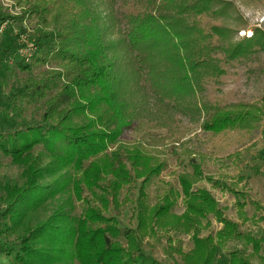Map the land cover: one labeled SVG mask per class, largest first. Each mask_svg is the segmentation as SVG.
<instances>
[{"label":"trees","instance_id":"1","mask_svg":"<svg viewBox=\"0 0 264 264\" xmlns=\"http://www.w3.org/2000/svg\"><path fill=\"white\" fill-rule=\"evenodd\" d=\"M32 1L16 17L0 12L4 37L13 24L33 22L35 50L27 61L19 52L25 45L4 49L15 56L18 68H50L5 98L17 114L25 106H39L42 112L37 122L20 124L12 132L0 130V159L7 157L22 167L24 178L21 185L0 184L5 194L0 197V204L5 205L0 218H7L3 229L22 230L15 246L1 245L0 251L10 256V264H68L74 260L78 264H213L216 244L239 241L243 235L237 223L221 216L207 189L194 187L206 180L235 195L240 207L244 206L243 193L205 175L201 161L186 143L174 139L177 130L171 122L133 118L135 111L119 90L118 73L105 46L85 24L90 16L86 5L77 7L73 0ZM148 1L156 7V14H137L128 34L129 50L136 56L144 52L135 59L140 65L130 75L136 82L147 81L159 102L199 115L204 111L199 126L209 135L250 131L264 114V95L260 103L199 105L196 101L195 89L218 80L225 74L223 64L241 54L236 53L241 52L240 44L229 49L221 46L222 29L204 22L213 0ZM155 41L162 45L158 50H152ZM246 41L253 44L257 40ZM142 43L151 50L138 46ZM222 49L228 61L218 57ZM129 126L138 135L133 143L120 140ZM161 129H166L165 135L156 134ZM170 142L169 154L176 160L185 155L191 168L178 174L185 205L181 216L171 211L176 196L170 186V192L155 204L147 201V183L166 166V153L160 146ZM130 185L136 187L133 227L122 225L118 217L122 190ZM70 190L82 201L79 214L70 215L58 207L43 221L30 224L31 214L65 193L72 196ZM209 214L216 215L222 227L213 236L200 237L199 220ZM160 230L190 231L193 248L189 252L180 253L169 245L166 249L170 258L173 252L179 253L180 262H158L144 255V240ZM248 257L244 249H235L228 252L227 264H250Z\"/></svg>","mask_w":264,"mask_h":264},{"label":"rangeland","instance_id":"2","mask_svg":"<svg viewBox=\"0 0 264 264\" xmlns=\"http://www.w3.org/2000/svg\"><path fill=\"white\" fill-rule=\"evenodd\" d=\"M32 2L34 3L32 0H0V12L16 17ZM72 3L78 5L77 7L79 4L88 7L90 16L85 20V24L95 36L98 33L99 39L105 46V53L118 73L119 90L124 93L128 106L135 111L131 112L134 114L133 118L171 122L177 130L174 139L186 143L187 149L201 161V170L205 175L243 193L244 206L240 207L235 195L212 186L206 180L198 182L194 187L207 189L215 199L216 208L221 211V216L237 223L243 235L242 240L228 241L223 245L216 244V258L213 264H227L228 252L235 249H244L249 256L250 264H264V114L250 131H230L209 135L199 126L204 111L199 115L186 111L187 108H178L172 103L159 102L155 95L150 93L147 81L136 82L133 75H130L139 68L140 64L135 59L144 56V52H137L139 56H136L135 51L129 50L128 34L132 32L135 16L146 12L156 14L155 6L150 7L148 0H73ZM209 6L211 9L209 15L205 16L204 22L207 26L215 25L222 29L218 39L221 46L229 49L240 44L241 52L238 50L236 53L241 54L223 64L225 74L218 80H209L201 88L195 89L197 104L259 102L264 95V0H213ZM4 25L5 23L2 27ZM20 26H23V31H20ZM28 28L32 30L29 32ZM2 32H0V130L12 132L19 129L20 124L37 122L42 111L39 106H25L22 107L21 115L17 114L8 107L5 98L19 90L27 79L40 78L50 68L44 65L35 66L27 71L22 70L16 65L15 56L4 52L5 48L12 49L16 45L28 47L32 44L33 22L13 24L5 37ZM249 38H255L257 41L253 44L248 43L246 39ZM138 46L149 49L144 47V43ZM153 47L152 50H158L162 45L160 41H155ZM219 56L228 61L223 49L219 51ZM156 134L165 135L166 129L156 131ZM137 138L138 135L129 126L123 129L120 140L133 143ZM172 144L170 142L166 147L160 146L166 153V166L147 183L146 194L148 203L153 205L162 195L170 192V186L173 189L172 195L176 196V203L171 211L176 216H181L185 211V205L178 183V174L191 171V168L185 155H181V158L176 160L169 154L167 149ZM178 152L181 150L179 149ZM21 172L22 167L11 163L9 158L0 159L1 185L14 183L21 185L24 181ZM70 191L72 196L69 197L68 193H65L31 214L30 224L43 221L58 207L63 208L70 215L79 214L82 201L75 197L72 190ZM4 195L0 186V197L4 198ZM135 195L136 187L133 185L122 190L123 203L118 217L122 225L127 227H133L135 224L133 219ZM241 198L239 197V201L242 200ZM4 206V203H1L0 209L3 210ZM6 219L0 218V246L4 244L15 246L16 237L22 230L5 231L3 222ZM198 226L200 237L213 236L222 227V222L216 215L209 214L199 220ZM248 238L251 242L246 240ZM214 239L216 242V238ZM254 242L258 243V247H253ZM168 245L177 247L180 253L189 252L193 248L190 231L182 233L160 230L146 237L142 251L145 256L158 262L172 260L180 262L179 253L173 252L172 258L167 254ZM0 264H10V256L5 251H0ZM68 264H78V262L74 260Z\"/></svg>","mask_w":264,"mask_h":264},{"label":"built area","instance_id":"3","mask_svg":"<svg viewBox=\"0 0 264 264\" xmlns=\"http://www.w3.org/2000/svg\"><path fill=\"white\" fill-rule=\"evenodd\" d=\"M34 50H35V46L33 44H30V46H28V47L26 46L25 48H21L19 50V52L21 54L25 55V60L27 61Z\"/></svg>","mask_w":264,"mask_h":264}]
</instances>
